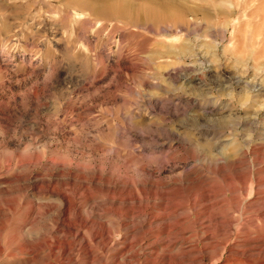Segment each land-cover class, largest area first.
I'll use <instances>...</instances> for the list:
<instances>
[{
	"label": "rangeland",
	"instance_id": "rangeland-1",
	"mask_svg": "<svg viewBox=\"0 0 264 264\" xmlns=\"http://www.w3.org/2000/svg\"><path fill=\"white\" fill-rule=\"evenodd\" d=\"M263 182L264 0H0V264H264Z\"/></svg>",
	"mask_w": 264,
	"mask_h": 264
},
{
	"label": "bare ground",
	"instance_id": "bare-ground-1",
	"mask_svg": "<svg viewBox=\"0 0 264 264\" xmlns=\"http://www.w3.org/2000/svg\"><path fill=\"white\" fill-rule=\"evenodd\" d=\"M238 24H239V23H238ZM235 25H236V24H235ZM237 31H238V30H237ZM237 37H238V36H237ZM232 38H233V40L236 38V34H235V33L232 34ZM262 52H263V51H262ZM224 161H225V160H224ZM261 177H262V176H261ZM244 179H245V178H244ZM246 179H247V178H246ZM246 179H245V180H246ZM245 180H244V181H245ZM261 181H262V180H261ZM245 182H246V181H245ZM258 182H260V181H258ZM263 183H264V182H263ZM259 184H261V183H259ZM232 185H233V184H232ZM241 185H242V184H241ZM244 185H245V184H244ZM246 186H247V185H246ZM263 186H264V185H263ZM263 186H262V187H263ZM262 187H261V188H262ZM202 188H203V187H202ZM220 188H221V187H220ZM232 188H233V187H232ZM234 188H235V187H234ZM244 188H245V187H244ZM236 189H237V188H236ZM236 189H234V190L236 191ZM238 189H240V188H238ZM259 189H260V188H259ZM259 189H258V190H259ZM224 190H227V189H224ZM223 192H224V191H223ZM241 192H242V191H241ZM241 192H240V193H241ZM212 193H213V191H212ZM258 193H260V192H257V194H258ZM262 193H263V191H262ZM242 194H243V193H242ZM245 194H246V193H245ZM238 220H240V219H238ZM259 220H260V219H259ZM261 220H262V217H261ZM243 225H244V224H243ZM243 228H244V227H243ZM245 228H246V227H245ZM229 229H230V228H229ZM235 236H236V235H235ZM255 238H256V237H255ZM54 239H55V238H54ZM251 243H252V242H251ZM254 243H255V242H254ZM2 247H3V246H2ZM2 247H1V248H2ZM30 247H31V246H30ZM30 247H29V248H30ZM255 247H256V246H255ZM32 248H33V247H32ZM249 248H250V247H249ZM231 249H232V248H231ZM253 249H255V248H253ZM0 250H1V249H0ZM22 250H23V249H22ZM35 251H36V250H35ZM0 252H1V251H0ZM19 252H20V251H19ZM21 252H22V251H21ZM245 252H246V251H245ZM6 253H7V252H6ZM122 255H123V254H122ZM252 255H254V254H252ZM0 256H1V254H0ZM12 256H14V255H12ZM229 256H230V255H229ZM6 257H7V256H6ZM8 257H9V256H8ZM246 257H247V256H246ZM253 257H254V256H253ZM0 258H1V257H0ZM236 259L238 260V257H237V256H236ZM237 260H236V261H237ZM241 260H242V259H241ZM256 260H257V259H256ZM238 261H239V260H238ZM69 262H70V261H69ZM245 262H246V260H245ZM248 262H249V261H248ZM172 263H173V262H172Z\"/></svg>",
	"mask_w": 264,
	"mask_h": 264
}]
</instances>
